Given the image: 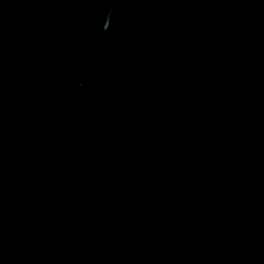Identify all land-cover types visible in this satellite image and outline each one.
<instances>
[{
    "label": "water",
    "instance_id": "1",
    "mask_svg": "<svg viewBox=\"0 0 264 264\" xmlns=\"http://www.w3.org/2000/svg\"><path fill=\"white\" fill-rule=\"evenodd\" d=\"M0 264H264V0H0Z\"/></svg>",
    "mask_w": 264,
    "mask_h": 264
}]
</instances>
